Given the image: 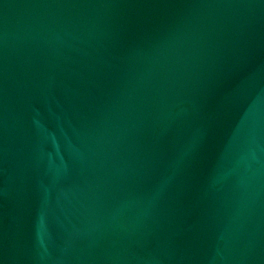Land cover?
Returning <instances> with one entry per match:
<instances>
[{
  "label": "water",
  "instance_id": "obj_1",
  "mask_svg": "<svg viewBox=\"0 0 264 264\" xmlns=\"http://www.w3.org/2000/svg\"><path fill=\"white\" fill-rule=\"evenodd\" d=\"M0 264H264V0H0Z\"/></svg>",
  "mask_w": 264,
  "mask_h": 264
}]
</instances>
